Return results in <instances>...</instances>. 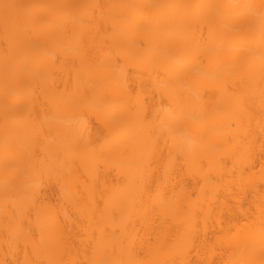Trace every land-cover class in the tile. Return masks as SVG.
I'll list each match as a JSON object with an SVG mask.
<instances>
[{"label":"bare ground","instance_id":"1","mask_svg":"<svg viewBox=\"0 0 264 264\" xmlns=\"http://www.w3.org/2000/svg\"><path fill=\"white\" fill-rule=\"evenodd\" d=\"M264 0H0V264H262Z\"/></svg>","mask_w":264,"mask_h":264},{"label":"snow or ice","instance_id":"2","mask_svg":"<svg viewBox=\"0 0 264 264\" xmlns=\"http://www.w3.org/2000/svg\"><path fill=\"white\" fill-rule=\"evenodd\" d=\"M262 264H264V261H262Z\"/></svg>","mask_w":264,"mask_h":264}]
</instances>
